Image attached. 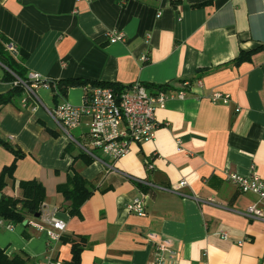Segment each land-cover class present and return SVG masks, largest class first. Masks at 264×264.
<instances>
[{
	"label": "crops",
	"instance_id": "obj_1",
	"mask_svg": "<svg viewBox=\"0 0 264 264\" xmlns=\"http://www.w3.org/2000/svg\"><path fill=\"white\" fill-rule=\"evenodd\" d=\"M111 33L124 41L111 44ZM1 37L26 78L40 74L52 85L0 107V139L24 153L5 195L21 198L19 183L37 180L44 204L67 223L62 240L49 245L45 233L3 221L7 255L70 264L73 243L85 238L81 264H160L163 244L162 264H264V222L245 215L257 198L226 176L264 179V51L237 60L264 46V0H0ZM11 75L0 63V95L13 89ZM68 79L191 86L185 100L156 110L155 140L132 144L108 173L109 157H89L50 116L65 101L84 103V87L55 91ZM214 93L231 99L215 104ZM87 123L71 132L82 145ZM14 160L0 145V171ZM72 169L97 189L75 217L57 191ZM182 180L189 186L176 192ZM143 196L147 216L129 212Z\"/></svg>",
	"mask_w": 264,
	"mask_h": 264
},
{
	"label": "built area",
	"instance_id": "obj_2",
	"mask_svg": "<svg viewBox=\"0 0 264 264\" xmlns=\"http://www.w3.org/2000/svg\"><path fill=\"white\" fill-rule=\"evenodd\" d=\"M109 37L111 44L123 42L125 39L122 33H111ZM7 70L15 77L13 86L22 87L29 97L35 96L38 88L52 89L51 83L43 79L40 74L31 73L28 78L21 79L8 68ZM199 85H202L201 81ZM190 86L189 82H184L183 90L180 91L173 90L170 85L160 89L155 87L156 90H153L155 88H148L140 82L119 91L103 86H85L82 106L77 107L65 101L50 112V116L59 130L89 157L97 158L94 150L101 151L109 157L112 162L106 165L109 173L115 171L114 164L130 152L132 144L155 140L156 132L161 127L155 116L156 110L164 109L169 101L185 100L186 90ZM230 99V95L222 93H214L210 97L211 102L215 104L227 103ZM83 118H88L89 130L85 135L87 145L80 144L71 135L72 131L80 127ZM178 144L181 145V141ZM179 151H182L181 146H179ZM226 176L239 188L241 193L251 194L257 198V202L246 210L245 215L253 220L264 222V179L257 173L245 177L226 172ZM188 186V182L182 180L175 191L179 192ZM207 201L213 202L212 200ZM58 210H51L43 204L39 213L40 217L27 221L28 226L47 235L49 245L58 244L67 228V223L58 217ZM128 210L140 217L147 216V197L143 196L133 200L128 205ZM2 222L0 221V224ZM7 228L13 230L14 225L9 224ZM222 236L224 239L227 238L225 232ZM167 252L169 249L165 244L158 246L157 257L160 264L163 262V255ZM50 264L62 263L56 261Z\"/></svg>",
	"mask_w": 264,
	"mask_h": 264
},
{
	"label": "trees",
	"instance_id": "obj_3",
	"mask_svg": "<svg viewBox=\"0 0 264 264\" xmlns=\"http://www.w3.org/2000/svg\"><path fill=\"white\" fill-rule=\"evenodd\" d=\"M4 44H3V42ZM8 40L0 38V63L11 70L17 77L26 79V70L19 64L7 51L6 44ZM264 51V46L257 48L250 52H243L239 57L238 62L250 60L251 55ZM25 57L23 58V61ZM10 81H15V77L10 76ZM90 84L93 87L103 86L113 88L116 91L124 90L128 86L119 84H112L107 82H91L82 79H68L59 84V89H55L57 93L65 96L67 90L72 87H85ZM152 88L153 85L148 86ZM166 86H158L157 88H165ZM24 92L22 87H13L8 93L0 95V107L12 103L16 98L20 97ZM0 145L5 149L11 151L14 156V162L0 171V221H6L13 224H23L25 220L36 218L40 213L41 206L46 200V191L44 186L37 180L22 181L19 183V188L22 190L21 198H14L5 195V189L8 185V179H14V173L17 168V163L24 157V153L17 147H12L8 142L0 139ZM86 160L87 164L93 163L91 158L81 154ZM78 157V158H79ZM96 188L93 184L85 180L77 171L71 170L67 183L59 186L57 191L61 194L69 205L66 211L70 216H79L82 206L94 195ZM62 240V239H61ZM87 240L81 238L80 242H74L72 245V260L70 264H81V254L83 247H85ZM29 259L23 255L9 256L6 251L0 247V264H27Z\"/></svg>",
	"mask_w": 264,
	"mask_h": 264
},
{
	"label": "rangeland",
	"instance_id": "obj_4",
	"mask_svg": "<svg viewBox=\"0 0 264 264\" xmlns=\"http://www.w3.org/2000/svg\"><path fill=\"white\" fill-rule=\"evenodd\" d=\"M95 154H97V156H100L101 158H106L107 156L105 154H103L101 151H96L94 150ZM108 158V157H107ZM1 230V228H0Z\"/></svg>",
	"mask_w": 264,
	"mask_h": 264
},
{
	"label": "water",
	"instance_id": "obj_5",
	"mask_svg": "<svg viewBox=\"0 0 264 264\" xmlns=\"http://www.w3.org/2000/svg\"><path fill=\"white\" fill-rule=\"evenodd\" d=\"M1 197H2V195L0 194V199H1ZM39 217H40V214H37V215H36V218H39ZM27 224H28V222L25 221V222H24V226H27Z\"/></svg>",
	"mask_w": 264,
	"mask_h": 264
}]
</instances>
